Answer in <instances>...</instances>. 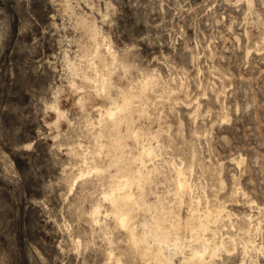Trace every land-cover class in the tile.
Masks as SVG:
<instances>
[{"label":"rangeland","instance_id":"374dc122","mask_svg":"<svg viewBox=\"0 0 264 264\" xmlns=\"http://www.w3.org/2000/svg\"><path fill=\"white\" fill-rule=\"evenodd\" d=\"M123 176L172 264H264V0H0V264H155L104 198Z\"/></svg>","mask_w":264,"mask_h":264},{"label":"bare ground","instance_id":"6f19581e","mask_svg":"<svg viewBox=\"0 0 264 264\" xmlns=\"http://www.w3.org/2000/svg\"><path fill=\"white\" fill-rule=\"evenodd\" d=\"M94 33V32H93ZM96 52V51H95ZM88 53V52H87ZM83 55V54H82ZM101 57V56H100ZM88 69V68H87ZM93 69V68H91ZM106 70V69H105ZM97 72V71H96ZM96 74V73H95ZM88 78L89 76L86 75ZM104 77V76H103ZM91 78V77H90ZM89 78V79H90ZM108 78V76H107ZM93 80V79H91ZM102 80V79H101ZM104 80V79H103ZM102 80V81H103ZM101 82V81H100ZM106 82V81H104ZM102 82V83H104ZM148 82V80L146 81ZM92 83V82H91ZM94 83V82H93ZM145 83V82H144ZM110 84V83H109ZM148 84V83H147ZM102 85V84H101ZM105 85V84H104ZM146 85V84H145ZM95 87V86H94ZM103 87V86H102ZM100 87V88H102ZM104 88V87H103ZM144 88V87H142ZM94 89V88H93ZM127 90V89H126ZM94 91V90H93ZM100 91V90H99ZM103 91V90H102ZM129 91V89L127 90ZM132 92V91H131ZM96 93V92H94ZM99 93V92H98ZM102 93V92H101ZM105 93V92H103ZM130 93H124L123 94V100H122V103L119 104L117 103L116 104V107L115 108H106V109H101L99 108V110L103 113V115L106 117L104 119V121H109V120H112L114 122V119H116V117L118 116L119 113H121L126 105V103H128L129 101V95ZM98 95V94H97ZM134 95V94H133ZM132 97V96H131ZM132 101V100H131ZM59 116L63 115L61 112L58 113ZM104 118V117H103ZM102 118V119H103ZM122 120V119H121ZM102 121V123L104 122ZM106 123V122H105ZM110 123V121L108 122ZM105 125H108V124H105ZM105 125L103 126L104 128ZM117 128V127H116ZM113 129V128H112ZM111 129V131H112ZM115 129V128H114ZM128 130V129H127ZM137 138V137H136ZM135 139V138H134ZM117 142V141H115ZM102 148H100L101 150ZM142 157L144 156H151L153 155L154 153V149L151 147V146H144L142 148V150L140 151ZM99 153V152H98ZM113 159V158H112ZM115 160H117L116 158H114ZM144 165V164H143ZM141 168V167H140ZM155 169H151V170H147L145 172V181L147 179H150L151 178V173L154 171ZM177 172V182H176V192L181 195V193H183V191L187 190L189 188V184L188 182L184 179L181 178V174H182V171L179 170V171H176ZM136 173V172H135ZM137 173H142V168L137 170ZM143 175V176H144ZM136 177V176H135ZM122 179L116 184V188L113 189L111 192H106L104 194V198L105 200H108L110 203H111V206H112V210H113V213H114V216H115V219L117 221V223L128 230L129 232V235H130V239L131 241L133 242L134 246H137V247H140L142 248V252H143V255L144 256H147V257H151L152 259H154V263L155 264H172L173 263V258H172V255H168L166 254L165 250L169 249H164V244L165 243H168L169 242L171 243L172 241V238H170V236L167 234V232L165 231L164 227H163V222L164 220L162 219V215H161V218L159 216L157 217H154V221L153 222L154 224H152V226H149V233L152 235L153 234V239H154V244L153 245H149L147 243V237H148V233H144L142 234V236H138L136 234V232L134 231V228L132 227L131 225V222H132V217H131V212L129 210V207H133V209L135 207H139L140 208H143L144 205H146V203H143L142 200L143 197L139 196V194L137 195L136 193H134L132 191V189L129 187V185L133 182L135 183V185L140 189L142 190L143 188V183L141 179H133L131 178L130 176H123L121 177ZM120 179V178H119ZM133 185V184H131ZM184 194V193H183ZM178 195V196H179ZM161 203H163L161 201ZM131 207V208H132ZM150 207V206H149ZM162 207V206H161ZM156 208V207H155ZM150 209V208H149ZM159 209V207L157 208V210ZM226 209V208H225ZM164 210V209H163ZM132 211V210H131ZM224 211V210H222ZM196 212L197 210H195L194 208H192V217L194 218L196 216ZM227 212V211H225ZM224 212V213H225ZM159 213V212H158ZM164 213V212H163ZM99 214H100V209L99 207H96L93 211H92V217L94 220L95 223H97L99 221ZM228 214V213H226ZM213 212L212 211H209L207 210L206 211V217L209 219V218H212L213 216ZM222 215V213H221ZM212 216V217H211ZM226 216V215H225ZM217 218H219L217 215H216ZM214 218H212L213 220ZM211 220V221H212ZM223 220V219H222ZM198 223L202 226H205L203 221L201 220V217L199 216L198 217ZM216 221V220H215ZM219 221H221L219 219ZM93 222V223H94ZM216 223V222H215ZM172 226H174L173 228L175 229H178L179 230V225H175V224H172ZM201 227V226H200ZM203 228V227H202ZM206 228V227H205ZM205 230V229H204ZM176 231V230H175ZM177 233V232H176ZM178 238V236H177ZM179 239V238H178ZM177 240V239H176ZM204 240V239H203ZM208 240V239H207ZM205 241V240H204ZM177 242V241H175ZM174 243L177 244V243ZM217 242V241H216ZM215 244V242H214ZM167 245V244H166ZM172 245V243H171ZM213 244H211L210 242H205L201 248L199 249H192V252L190 254V256H184L183 258V261L182 263L184 264H212L211 261L214 259L215 255L217 256V252L221 249V248H224L225 247V241L222 240L220 241V244H216L215 246H211ZM170 246V244H169ZM256 247V246H255ZM166 248V247H165ZM209 250V259L208 257H206V253L208 252ZM213 262V261H212ZM148 264V263H147ZM149 264H151V262H149Z\"/></svg>","mask_w":264,"mask_h":264}]
</instances>
